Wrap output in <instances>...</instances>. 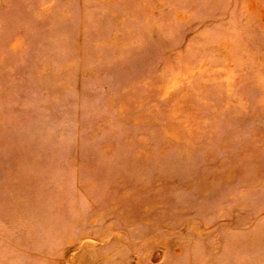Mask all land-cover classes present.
Returning <instances> with one entry per match:
<instances>
[{
  "label": "rangeland",
  "instance_id": "1",
  "mask_svg": "<svg viewBox=\"0 0 264 264\" xmlns=\"http://www.w3.org/2000/svg\"><path fill=\"white\" fill-rule=\"evenodd\" d=\"M0 264H264V0H0Z\"/></svg>",
  "mask_w": 264,
  "mask_h": 264
}]
</instances>
